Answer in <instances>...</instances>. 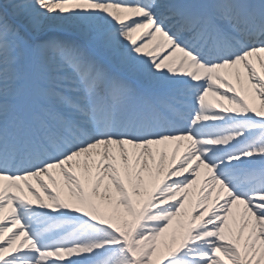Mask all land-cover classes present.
Instances as JSON below:
<instances>
[{
  "label": "snow or ice",
  "instance_id": "snow-or-ice-1",
  "mask_svg": "<svg viewBox=\"0 0 264 264\" xmlns=\"http://www.w3.org/2000/svg\"><path fill=\"white\" fill-rule=\"evenodd\" d=\"M0 264H264V0H0Z\"/></svg>",
  "mask_w": 264,
  "mask_h": 264
},
{
  "label": "rangeland",
  "instance_id": "rangeland-1",
  "mask_svg": "<svg viewBox=\"0 0 264 264\" xmlns=\"http://www.w3.org/2000/svg\"><path fill=\"white\" fill-rule=\"evenodd\" d=\"M174 225H175V221H174Z\"/></svg>",
  "mask_w": 264,
  "mask_h": 264
},
{
  "label": "bare ground",
  "instance_id": "bare-ground-1",
  "mask_svg": "<svg viewBox=\"0 0 264 264\" xmlns=\"http://www.w3.org/2000/svg\"><path fill=\"white\" fill-rule=\"evenodd\" d=\"M257 104H258V102H257Z\"/></svg>",
  "mask_w": 264,
  "mask_h": 264
}]
</instances>
